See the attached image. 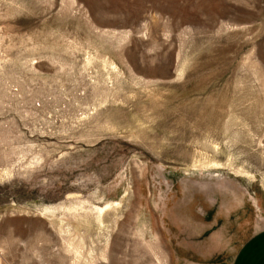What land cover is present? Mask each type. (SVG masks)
Wrapping results in <instances>:
<instances>
[{"label": "rangeland", "instance_id": "rangeland-1", "mask_svg": "<svg viewBox=\"0 0 264 264\" xmlns=\"http://www.w3.org/2000/svg\"><path fill=\"white\" fill-rule=\"evenodd\" d=\"M264 228V0H0V264H230Z\"/></svg>", "mask_w": 264, "mask_h": 264}, {"label": "crops", "instance_id": "crops-1", "mask_svg": "<svg viewBox=\"0 0 264 264\" xmlns=\"http://www.w3.org/2000/svg\"><path fill=\"white\" fill-rule=\"evenodd\" d=\"M230 264H264V228L242 238Z\"/></svg>", "mask_w": 264, "mask_h": 264}]
</instances>
